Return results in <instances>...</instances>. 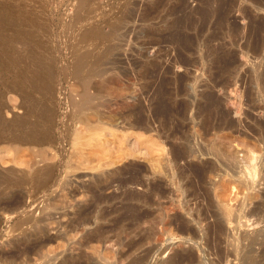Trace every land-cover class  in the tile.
<instances>
[{
    "label": "rangeland",
    "instance_id": "rangeland-1",
    "mask_svg": "<svg viewBox=\"0 0 264 264\" xmlns=\"http://www.w3.org/2000/svg\"><path fill=\"white\" fill-rule=\"evenodd\" d=\"M77 2L0 0V264H264V0H91L117 77L85 120ZM29 111L47 144L9 141Z\"/></svg>",
    "mask_w": 264,
    "mask_h": 264
},
{
    "label": "bare ground",
    "instance_id": "bare-ground-1",
    "mask_svg": "<svg viewBox=\"0 0 264 264\" xmlns=\"http://www.w3.org/2000/svg\"><path fill=\"white\" fill-rule=\"evenodd\" d=\"M93 4H94V2H93ZM93 4L91 3V0H78V2L76 4V7H75V17H76L75 18V21L77 19L76 22H78L79 24H77V25L76 24H73L74 27H71L70 30H69V33H68V47H69V54H70L69 71H70L72 80L74 82L76 80L78 82L80 88H81L80 89V92L74 94V96L72 95L71 96L72 98L69 99V100H70V105L72 107L71 109H74V112H77V114H79V116L81 114H83V112H85V109H88L87 107H88L89 103H91L92 101H95L96 99H98L99 93L96 92L97 91V87L100 88V89L101 88L104 89L107 86V84H108L107 83V80H108L107 79V76H108V74H110L109 76L112 79H114V77H117L113 73L112 68H110L109 66L108 67L106 66L104 68L101 67L102 62H104V60L107 57L106 52L101 51V46L103 45V43L105 41H107V40H109V38H111V35L110 34H104L102 32L101 27H100V25L98 24V21H97V17H98V14H99L98 9H96L94 12H91V13L85 15V16L82 15V12L85 9H89L90 7H93ZM38 75H39V73H38ZM22 76H24V75H22ZM92 77H95L97 79V82H96L97 84H95V85L92 84V82L90 80ZM23 78L25 79V76L22 77V79ZM38 78H40V77H38ZM38 80H39V82L42 81V80L40 81V79H38ZM19 82H20V80H19ZM36 82H38V81H36ZM45 83H47V82H43L42 83L43 85L42 84H40V85L44 86ZM49 84L47 86H49ZM35 85H38V84H35ZM47 86L45 85L46 88H47ZM107 88H109V87H107ZM47 92H48V90H47ZM164 92L165 91H162V92L159 93V95H158V102L160 104L159 107L161 108V109L160 108L159 109L162 110L161 111L162 113H165L166 114V113H169V107L166 106V104H165L166 101L164 102V99H165ZM166 95H167V92H166ZM204 95L207 96V98L211 99V95H209L207 93H205ZM169 99L170 98L168 97L167 100H169ZM99 101L97 102L98 106L100 105L99 104ZM24 103H26V102H24ZM36 104H38V103H36ZM36 104H34V105H36ZM101 104L103 105V102ZM26 106H28V105H26ZM42 106H39L38 105L39 108L42 107ZM103 106H99V107H103ZM212 106H210V107H212ZM36 107H37V105L35 107L33 106V108L36 109L35 111L38 112L37 110L39 108L37 109ZM28 108H31V107H28ZM95 108H96V106H95ZM45 110L47 112L45 121L48 122V121H50V118H49L50 109L49 108H45ZM41 111L42 110L40 109L39 112H41ZM24 112H26V110ZM32 112L29 111V112L25 113V115L22 118L20 117V119L19 118L18 119L17 118H14L15 120L12 121V126L16 127L19 130V132H22V133L12 135V137H8V138H10V140L8 138H7V140L12 141L15 144L16 143L17 144H25V145H30V146L31 145H33V146H35V145H41V144L43 145L45 143L47 144L48 141H50L49 140V136H50L49 135V132L50 131L44 130V127L45 126L44 127L41 126L43 128L42 129V128H40V125L39 124H37L35 122H31V120H29V116H30V114H32ZM43 113H45V112L43 111ZM33 115H31V116H33ZM81 116H83V115H81ZM81 116H80V118H82L83 120H85L84 117H81ZM35 120L33 119V121H35ZM2 121L3 120L0 117V127H1V129H4L3 128V124H6L7 122L5 123V122H2ZM38 121H41V120H38ZM9 123H8V125L10 126L11 123L10 124ZM6 125H4V127H6ZM9 126H8V130L10 131L11 128L9 129ZM14 127H12V128H14ZM5 130H7V129H4V131ZM13 130L11 129L12 134H13ZM0 131L2 133L4 132L3 130H0ZM14 132H15V130H14ZM9 136H11V132L9 133ZM74 143H75V141H74ZM183 152H184V150H183ZM184 154H186V152L183 153V156H184ZM178 155H179V157L182 156L181 153L180 154L178 153ZM175 157L178 158L177 155ZM49 164H48V166L43 165V167H39L38 166V163H37L36 165L38 167L35 168V166H34V169L31 172H29L30 173L29 174L30 177H32L35 181H37L40 184L41 187H45L50 182V180L52 178V175L54 173V166H49ZM40 166H42V165H40ZM206 166L204 165V166L199 167L197 170L195 169L196 170V173H198V175H201L205 170L206 171L209 170L207 168H209L210 166L213 167L211 164H210L209 167L207 166V168H206ZM211 169H213V168H211ZM211 169H210V171H213ZM151 195H152V193H151ZM147 197H150V196H147ZM187 254H188L187 255L188 259L190 261H194V260H191L193 253L191 254V253L188 252ZM181 257H183V256H181ZM179 258H178V260H179ZM185 259H186V257H185ZM181 260H183V259H181Z\"/></svg>",
    "mask_w": 264,
    "mask_h": 264
}]
</instances>
